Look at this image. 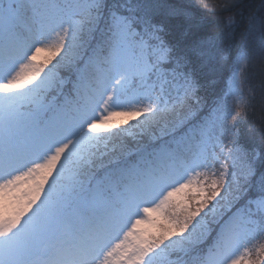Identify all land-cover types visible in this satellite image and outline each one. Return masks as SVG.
Here are the masks:
<instances>
[{
  "label": "snow or ice",
  "instance_id": "obj_1",
  "mask_svg": "<svg viewBox=\"0 0 264 264\" xmlns=\"http://www.w3.org/2000/svg\"><path fill=\"white\" fill-rule=\"evenodd\" d=\"M259 8L0 0V264H264Z\"/></svg>",
  "mask_w": 264,
  "mask_h": 264
},
{
  "label": "trees",
  "instance_id": "obj_2",
  "mask_svg": "<svg viewBox=\"0 0 264 264\" xmlns=\"http://www.w3.org/2000/svg\"><path fill=\"white\" fill-rule=\"evenodd\" d=\"M219 0H207L209 5L213 3H218ZM262 0H243V3L249 9L257 10L258 14L261 11L259 8ZM199 11V10H198ZM246 14V13H245ZM208 20V31H214V25L217 23L216 18L207 17ZM227 77L226 76H217L216 83H206L204 88L201 89L200 95L203 97L206 105H211L214 100L218 99L223 95V91L227 86ZM251 89V92H250ZM245 96H253L252 105L253 108L249 111V114L246 118L242 119L239 125L241 132V140L242 142H250V136L254 135L257 138L260 134V129L262 125H264V99H262V94H264V77L259 74L257 70V74L251 77L249 85H247L244 89ZM231 110V108H229ZM126 123H121V128H126ZM252 126L254 127V132L249 133L248 128ZM115 130V129H113Z\"/></svg>",
  "mask_w": 264,
  "mask_h": 264
},
{
  "label": "rangeland",
  "instance_id": "obj_3",
  "mask_svg": "<svg viewBox=\"0 0 264 264\" xmlns=\"http://www.w3.org/2000/svg\"><path fill=\"white\" fill-rule=\"evenodd\" d=\"M45 54H41V57H43ZM116 120L118 121H121V120H124L126 118H123V117H117L115 118ZM143 118L140 117V118H132V119H128L127 120V123H126V128H129L130 130H134V127L138 122L139 120H142ZM101 131L103 132V129H101Z\"/></svg>",
  "mask_w": 264,
  "mask_h": 264
}]
</instances>
